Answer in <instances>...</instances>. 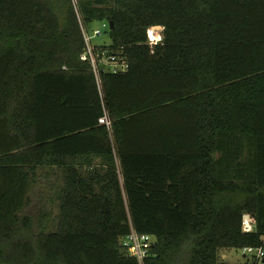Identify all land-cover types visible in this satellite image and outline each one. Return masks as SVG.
I'll use <instances>...</instances> for the list:
<instances>
[{"label": "trees", "instance_id": "obj_1", "mask_svg": "<svg viewBox=\"0 0 264 264\" xmlns=\"http://www.w3.org/2000/svg\"><path fill=\"white\" fill-rule=\"evenodd\" d=\"M132 229L144 264L264 248V0H0V264H139Z\"/></svg>", "mask_w": 264, "mask_h": 264}, {"label": "built area", "instance_id": "obj_2", "mask_svg": "<svg viewBox=\"0 0 264 264\" xmlns=\"http://www.w3.org/2000/svg\"><path fill=\"white\" fill-rule=\"evenodd\" d=\"M106 26L108 27V23H104V27ZM82 33L85 41V49L81 54V59L91 65L99 87L102 82V73H120L128 71L129 64L125 57L121 58L117 55L107 56L104 52H100V49H98L96 45L92 44V39L94 37L102 35L101 30H95L93 36H89L86 28L82 26ZM160 40V35L151 34L150 44H157ZM100 123H105L108 126L111 124L107 117L100 119ZM245 216L242 224L243 231L252 232L254 230V225L250 216L248 217L247 215V218ZM154 242L155 240L153 236L140 234L134 229L121 239V245L125 253L131 258H136L139 264H144L145 259L150 254V249L152 248ZM239 250L242 252L246 261L245 263L243 262V264H264L263 247L255 248L246 246Z\"/></svg>", "mask_w": 264, "mask_h": 264}, {"label": "rangeland", "instance_id": "obj_3", "mask_svg": "<svg viewBox=\"0 0 264 264\" xmlns=\"http://www.w3.org/2000/svg\"><path fill=\"white\" fill-rule=\"evenodd\" d=\"M74 3V2H73ZM86 30L89 36H93L95 30H101L102 35L96 36L92 39V44L97 46L109 45V27H104V22L94 21L87 24ZM220 260L226 264H243L245 263V258L240 250L237 249H221L219 251Z\"/></svg>", "mask_w": 264, "mask_h": 264}, {"label": "water", "instance_id": "obj_4", "mask_svg": "<svg viewBox=\"0 0 264 264\" xmlns=\"http://www.w3.org/2000/svg\"><path fill=\"white\" fill-rule=\"evenodd\" d=\"M110 27H111V28L113 27V24H112V23H110ZM245 217L247 218V215H246ZM248 217H249V215H248Z\"/></svg>", "mask_w": 264, "mask_h": 264}]
</instances>
